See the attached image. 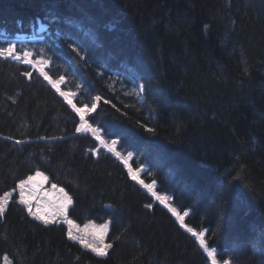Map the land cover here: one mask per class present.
I'll return each instance as SVG.
<instances>
[{
    "label": "trees",
    "instance_id": "trees-1",
    "mask_svg": "<svg viewBox=\"0 0 264 264\" xmlns=\"http://www.w3.org/2000/svg\"><path fill=\"white\" fill-rule=\"evenodd\" d=\"M50 13L60 18L50 31L17 38ZM5 38L48 61L76 107L100 96L85 119L133 154L132 168L146 167L140 178L155 180L169 206L189 211L185 225L204 231L218 262L264 264V0H0V45ZM79 124L33 66L0 59V196L43 171L72 197L74 221L110 220L112 245L96 256L14 195L0 216V264L4 255L13 264H211L198 237Z\"/></svg>",
    "mask_w": 264,
    "mask_h": 264
},
{
    "label": "snow or ice",
    "instance_id": "snow-or-ice-1",
    "mask_svg": "<svg viewBox=\"0 0 264 264\" xmlns=\"http://www.w3.org/2000/svg\"><path fill=\"white\" fill-rule=\"evenodd\" d=\"M59 17L55 13H50L47 18V23L41 22L39 19L36 21L39 24V31L46 32L51 30V25L57 23L59 21ZM64 23L80 27L72 18L66 17L64 18ZM207 27V26H205ZM61 35L60 29L55 31V36L59 37ZM86 37L95 41V34L91 31L85 33ZM5 43L7 46L0 45V59L4 60H14L17 62H21L26 65H31L33 68L39 72L41 76L61 95L65 98V100L72 105L74 111L80 117V124L76 128V132H91L93 136H95L98 140L101 141L102 145L107 148L109 152H115V155L118 159L122 160L125 164L128 163V160L132 158V153L129 152L127 157L121 155L120 152L115 151V141H112L111 145L105 142L99 135L98 129L92 128L88 121L85 119L86 111L91 112L94 111L97 107L95 102L92 103L91 108H87L85 105L84 108L76 107V105L72 104V100L69 99L70 93L63 92L60 90L59 84L64 81V77L60 76L59 80H53L47 72L43 70L40 65L47 64L46 60H37L34 61L31 57L33 53L31 51H19L17 49V45L12 40H8L5 38ZM25 75L31 76L30 72H26ZM140 91H144V85L141 84ZM96 101L100 100V96H96L94 98ZM148 132H153L154 130L151 128L146 129ZM20 143V141H17ZM143 171V169H138L136 172L133 171L131 167L128 168L129 175L133 180H138V173ZM150 174V173H149ZM48 177L44 176L42 172L37 171L35 176H28L27 179L20 180L19 184L16 186L19 189V203L25 205L28 208V214L33 216L37 220H42L43 223L48 224L50 220L48 217L55 218L56 215L63 216V222L67 225L68 231L67 235L70 240L78 241L85 248L90 249L93 253H95L98 257H103L106 255V249L112 247L111 244H105V235L108 232L109 224L104 223L101 225H96L92 223L85 224L83 228H80L79 225L75 224L74 221L68 219L67 210L69 205L72 204V197L64 191L63 188H57L55 184L52 185L51 189L46 196V199L43 203L37 204V211H32V205L30 201L36 196V192L39 188L43 186V182L47 181ZM138 182L147 189L148 192L152 194L157 200L161 203H165L166 207H169L171 213L176 216L177 220H179L181 227H186L187 232L191 233L194 237H198L199 245L203 249V251L207 254V257L210 259L211 264H218L217 260V250L215 248L210 249L208 244L206 243L203 232H196L193 228L187 227L184 223L185 217L189 215L188 211H184L183 215H181L175 207H171L167 205L166 201L169 199L166 196L158 195L156 191H154L156 181L152 180L151 183H145L143 180H138ZM15 191V189H13ZM12 196V192H4L2 196H0V216H3L5 213V209L8 206L9 198ZM151 207V205H148ZM74 229L76 232H74ZM87 234V235H85ZM87 237H90L87 238ZM3 264H13V261L9 258L8 255L3 256ZM223 264H231L229 260H224Z\"/></svg>",
    "mask_w": 264,
    "mask_h": 264
},
{
    "label": "rangeland",
    "instance_id": "rangeland-1",
    "mask_svg": "<svg viewBox=\"0 0 264 264\" xmlns=\"http://www.w3.org/2000/svg\"><path fill=\"white\" fill-rule=\"evenodd\" d=\"M38 29H39V24L36 25V27H35V29H34V33H32V34H30V35H25V34H23V33H19V34H17V38H19V39H24V38L27 37L28 39H39V38H40V33H41V32H40ZM40 67H42V65H40ZM59 86H60V84H59ZM137 91H138V92H141V91H140V87L137 88ZM72 95H73V94H72ZM72 95L70 94L69 99H72ZM95 103L97 104V101H95ZM90 108H91V107H90ZM87 112H88V111H86V113H87ZM98 135H99V131H98ZM111 143H112V141H111L110 143H108V144L111 145ZM116 146H117V143L115 144V151H117ZM117 152H119V151H117ZM113 153H115V152H113ZM127 154H128V153H127ZM127 154H126V155L124 154V157H127ZM129 164H130V159L128 160L127 165L129 166ZM130 167H131V165H130ZM131 168H132V167H131ZM141 168H142L143 171H144V168H143V167H140V168H137V169L132 168V169H133L134 172H136L138 169H141ZM143 171H141V172L138 173V178H139V179H141L140 177H141V173H142ZM36 172H37V171H36ZM36 172H35V173H36ZM39 172H42V173L44 174V176L48 177V175H47L45 172H43V171H39ZM35 173L31 174L30 176H35ZM25 179H27V178H25ZM18 184H19V183H18ZM53 184H55V185L57 186V188H63L62 186H60V185H58V184H56V183H52V182H50V181H49V178L47 179V181H44V182H43V186L37 190V192H36V196L30 201V203H31V205H32V211H33V212L37 211V204H38V203L41 204V205H43L44 201H45L46 199H48V197L46 196V193L49 192V190L51 189V187H52ZM13 189H15V191H13ZM13 189L6 191V192H12V196L9 198V200H10L14 195H17L18 200H19V189H18L17 187H15V188H13ZM63 189H64V188H63ZM64 191L67 192L65 189H64ZM67 194L70 196V194H69L68 192H67ZM2 195H3V194H2ZM2 195H1V196H2ZM163 196L168 197L166 194H164ZM167 201H168V200H167ZM167 201H166V203H167ZM163 204H165V203H163ZM167 205H169V204L167 203ZM24 206H25V205H24ZM70 206H71V205H69V207H70ZM25 207H26V206H25ZM69 207H68V209H69ZM26 209H27V211H28V208H27V207H26ZM186 211H187V210H186ZM183 213H184V212H182V213H180V214L183 215ZM66 214H67L68 219L74 221V220L69 216V214H68V210H67V213H66ZM32 217H33V216H32ZM33 218H34V217H33ZM48 219L50 220V222H49L48 224H51V223L63 224V225L66 226V229H67V231H68L67 225L63 222V216H61V215H56L54 219L50 216V217H48ZM36 220H37V219H36ZM39 221L43 222L42 220H39ZM74 223L77 224V225H79L80 228H83V226H84L85 224H88V223H92V224H96V225H101V224H104V223H108V224H109V228H110V220H106V221H104V222H95V221H93V220H88V221H86V222H84V223H79V222L74 221ZM74 232H76L75 229H74ZM108 232H109V229H108ZM108 232H107V234H108ZM107 234L105 235V240H104L105 244H109L108 241H107ZM85 235H87V234H85ZM87 238L90 239V237H87ZM76 242H78V241H76ZM78 243H79V242H78ZM79 244H80V243H79ZM80 245H82V244H80ZM82 246H83V245H82ZM89 250H90V249H89ZM107 251H108V249H106V253H107ZM2 264H3V263H2ZM218 264H223V263L218 262Z\"/></svg>",
    "mask_w": 264,
    "mask_h": 264
},
{
    "label": "bare ground",
    "instance_id": "bare-ground-1",
    "mask_svg": "<svg viewBox=\"0 0 264 264\" xmlns=\"http://www.w3.org/2000/svg\"><path fill=\"white\" fill-rule=\"evenodd\" d=\"M98 130H99V129H98ZM99 131H100V130H99ZM82 133H85V132H82ZM126 154H127V153H126ZM126 154H125V155H126ZM121 155L124 156V154H121ZM121 161H122V160H121ZM123 163H124V162H123ZM126 165H127V164H126ZM130 165H131V164H129V166L127 165V167L129 168ZM131 167H132V166H131ZM145 169H146V167H145ZM154 191H155V190H154ZM149 193H150V192H149ZM150 194H151V193H150Z\"/></svg>",
    "mask_w": 264,
    "mask_h": 264
},
{
    "label": "built area",
    "instance_id": "built-area-1",
    "mask_svg": "<svg viewBox=\"0 0 264 264\" xmlns=\"http://www.w3.org/2000/svg\"><path fill=\"white\" fill-rule=\"evenodd\" d=\"M46 64H42V68L44 69V66H45ZM141 167H143L144 168V170H145V166H141ZM138 180H142V179H139L138 178ZM168 198H170V196H168Z\"/></svg>",
    "mask_w": 264,
    "mask_h": 264
}]
</instances>
